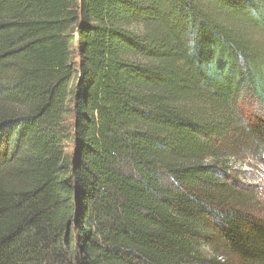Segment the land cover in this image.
Instances as JSON below:
<instances>
[{
    "label": "trees",
    "instance_id": "1",
    "mask_svg": "<svg viewBox=\"0 0 264 264\" xmlns=\"http://www.w3.org/2000/svg\"><path fill=\"white\" fill-rule=\"evenodd\" d=\"M254 105L264 0H0V264H264Z\"/></svg>",
    "mask_w": 264,
    "mask_h": 264
},
{
    "label": "rangeland",
    "instance_id": "2",
    "mask_svg": "<svg viewBox=\"0 0 264 264\" xmlns=\"http://www.w3.org/2000/svg\"><path fill=\"white\" fill-rule=\"evenodd\" d=\"M257 39H263V37L258 36ZM263 111L264 108H257L255 105L250 108L252 115H261ZM257 159L253 151L244 150L230 158L228 165L232 177L251 193L255 206L259 209V215L264 217V170ZM205 253L213 257L210 249L207 248ZM217 261L221 264H241L236 257L226 259L220 256Z\"/></svg>",
    "mask_w": 264,
    "mask_h": 264
}]
</instances>
